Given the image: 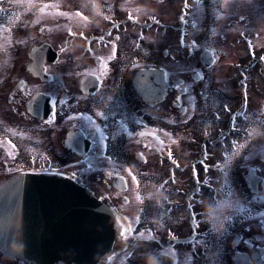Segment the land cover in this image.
<instances>
[{"label":"flooded vegetation","instance_id":"flooded-vegetation-1","mask_svg":"<svg viewBox=\"0 0 264 264\" xmlns=\"http://www.w3.org/2000/svg\"><path fill=\"white\" fill-rule=\"evenodd\" d=\"M48 2L58 7L46 10L42 0H0V74L7 73L10 60L18 64L13 75L23 74L31 48L43 42L52 52L41 59L56 56L45 65L49 82L29 85L19 81L9 89L0 85V139L25 141L21 135L24 125L41 122L26 112V104L41 92L51 99L49 130L61 129L63 134L79 129L91 140L94 165L87 168L96 173L82 174L78 183L116 211L117 230L115 256L104 257L97 264H149L158 255L173 258L174 264H202L211 261L215 246L232 250L227 258L230 264H264L262 210L241 215L236 227H230V218L228 227H215L211 197L204 188L211 182L204 178L210 164L178 169L177 163H163L171 154L170 146L189 149L183 139L193 137L197 126L192 117L184 119L180 114L186 112L183 98L195 88L186 87L182 77V48L170 47L173 51L157 57L140 45L135 28L142 33L144 24L134 21L130 16L133 9L124 7L121 0ZM205 28L199 38L207 37V47L197 54L189 52L202 80L206 78L208 87H250L259 93L264 87V0H224L222 8L208 0ZM204 51L212 60L207 69L200 62ZM165 57H169L168 65ZM84 79L90 80L85 89L94 86L92 80L97 81L96 93L80 94ZM43 85L45 89H41ZM188 125L191 130L186 132ZM169 131L173 140L167 142ZM221 136L205 137L202 154L209 153ZM107 156L122 158L108 160ZM147 168L185 173L179 182L181 190L196 211L204 212L208 205L205 215L186 212L180 219L177 214L152 219L141 210L136 197L131 201L119 197L121 175ZM256 171L264 176V169ZM124 219L133 222L132 232ZM208 222L211 226L202 227ZM0 264L32 263L2 257Z\"/></svg>","mask_w":264,"mask_h":264},{"label":"water","instance_id":"water-1","mask_svg":"<svg viewBox=\"0 0 264 264\" xmlns=\"http://www.w3.org/2000/svg\"><path fill=\"white\" fill-rule=\"evenodd\" d=\"M31 180H37L39 184L29 186L28 182ZM43 181L50 184L49 188H53L54 190V199L52 202L54 209L50 217L49 213L43 210L41 213H38L36 217L31 215V218L24 220L23 227L27 230L25 232L26 235L24 234L25 242H31L32 244L41 246L49 244L48 246L50 247L54 242L55 247L65 248L67 250L72 249L76 252L88 250L93 243H100L102 246H107L110 238L108 233L109 226L107 227L108 232L100 233L91 229L89 224L91 221L97 222V219L100 218L99 213L96 212L97 206L93 203H88V196L79 191L76 192L75 188L69 183L55 178L44 180L42 178L23 176L18 180V182H20L18 188L20 194L15 199H18L20 195H27L30 192V187L36 189L43 188V193H45L46 190L44 188L46 185H42ZM13 189V185H10L7 191ZM4 196L9 198L6 192ZM45 196H49V194L46 193ZM79 196H84L83 200L86 209L91 212L94 217L89 216L87 213H85L87 216L80 213L83 209L79 208L81 206ZM43 204H47V198L42 202V206L45 208ZM23 218H26L25 214H23ZM35 226L39 227L40 232H36L33 229ZM11 233H13V231H11ZM78 246L80 250L77 249ZM55 250H57V248H55ZM48 252L50 251L39 252L32 256L41 258L42 254H48Z\"/></svg>","mask_w":264,"mask_h":264},{"label":"rangeland","instance_id":"rangeland-1","mask_svg":"<svg viewBox=\"0 0 264 264\" xmlns=\"http://www.w3.org/2000/svg\"><path fill=\"white\" fill-rule=\"evenodd\" d=\"M183 4H185L186 5V10H190L191 11V3L190 4H186V2H184ZM173 6H175L176 7V1L174 2V1H172V4H171V8H173ZM158 12V13H157ZM157 12H155V11H153L152 13H155V14H158L159 16V19L158 20H161V21H163V22H168V20H172V21H175V20H177V19H175V18H172V16H173V14H172V11L170 10L169 11V14H168V16H166V11H160V10H157ZM188 12V14H187V18H188V20H191L193 17H192V12H190L189 13V11H187ZM170 18H172V19H170ZM165 19H168L167 21L165 20ZM183 19H184V21H186V19L183 17ZM171 23V22H170ZM172 24H174V23H172ZM172 37V36H171ZM161 38V41H162V43H163V45L165 44V42L166 41H168V38H163V37H160ZM174 37H172V39H173ZM8 79H9V77H8ZM43 159L44 158H46V157H42ZM68 159L69 160H71L69 157H63V156H54L53 158H52V161H48V158H46V160L48 161V162H50V163H52V166H60L61 168H62V161L61 160H64V161H68ZM76 161H74V160H71V162H70V167H65V168H62V169H64L65 170V172H67V173H69V174H74V173H76L77 171H78V169H79V166L77 165L76 166Z\"/></svg>","mask_w":264,"mask_h":264},{"label":"snow or ice","instance_id":"snow-or-ice-1","mask_svg":"<svg viewBox=\"0 0 264 264\" xmlns=\"http://www.w3.org/2000/svg\"><path fill=\"white\" fill-rule=\"evenodd\" d=\"M42 5H43V7L46 10H50V9H53L54 7H58V5H54V4L50 3V2H48V0H42ZM61 11H63V10H61ZM76 11L79 12L80 10L77 9ZM70 34H72L71 31H70ZM116 51H117V49H116ZM21 135H24V134L21 133ZM11 143H12V141L9 140V144H11ZM233 144L235 145L236 142H233ZM11 154L12 153H10V156H12ZM18 155L19 154L17 153L16 156H18ZM173 155H174V153H173ZM224 156H225V158H227L228 157V154L227 153H224ZM17 170L23 171L24 168L18 167ZM206 171H207V169H206ZM19 194H20V192H19V190H17L16 192H13L11 195H12V198H16ZM101 199H105V198L103 196H101ZM192 211L195 212V208H192ZM9 231L20 232L21 231L20 225L18 223L14 224V225H11V226H8V225H0V234H5L6 232H9Z\"/></svg>","mask_w":264,"mask_h":264}]
</instances>
